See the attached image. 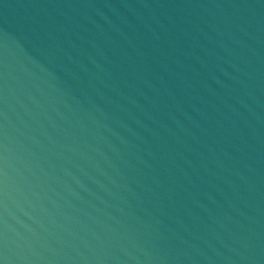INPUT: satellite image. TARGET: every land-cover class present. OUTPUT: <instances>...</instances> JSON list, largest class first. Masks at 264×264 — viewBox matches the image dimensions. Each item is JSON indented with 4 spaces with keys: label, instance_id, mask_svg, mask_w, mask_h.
I'll list each match as a JSON object with an SVG mask.
<instances>
[{
    "label": "water",
    "instance_id": "water-1",
    "mask_svg": "<svg viewBox=\"0 0 264 264\" xmlns=\"http://www.w3.org/2000/svg\"><path fill=\"white\" fill-rule=\"evenodd\" d=\"M0 264H264V0H0Z\"/></svg>",
    "mask_w": 264,
    "mask_h": 264
}]
</instances>
